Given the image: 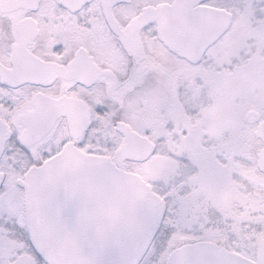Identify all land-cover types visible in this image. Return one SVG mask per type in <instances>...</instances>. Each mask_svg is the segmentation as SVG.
I'll return each mask as SVG.
<instances>
[{"label": "rangeland", "instance_id": "rangeland-1", "mask_svg": "<svg viewBox=\"0 0 264 264\" xmlns=\"http://www.w3.org/2000/svg\"><path fill=\"white\" fill-rule=\"evenodd\" d=\"M140 7L173 0H138ZM233 14L230 29L205 53L189 63L169 53L156 36L154 24L143 29L148 49L161 61L159 86L143 94L139 68L125 90L103 108H92V125L79 140L93 157L118 161L123 143L119 124L125 122L156 144L143 161L127 160V170L139 174L166 204L163 222L139 264H165L177 246L211 240L254 258L264 238V173L257 167L263 142L257 123L246 120L257 110L264 119V0H208ZM137 13L132 7L123 24ZM93 31L107 44L100 22ZM112 56L121 60L114 39ZM21 92H18L20 95ZM25 107L15 112L18 115ZM22 128L15 122L13 140L0 162V264H45L26 233L24 192L18 181L68 140L65 120L33 147H24Z\"/></svg>", "mask_w": 264, "mask_h": 264}, {"label": "water", "instance_id": "water-1", "mask_svg": "<svg viewBox=\"0 0 264 264\" xmlns=\"http://www.w3.org/2000/svg\"><path fill=\"white\" fill-rule=\"evenodd\" d=\"M15 1L13 9L21 6ZM58 1L74 9L87 0ZM118 1L121 0H104V14L131 54L136 48L143 51L138 30L155 22L158 38L169 50L198 63L232 22L230 12L206 5L203 3L206 0H174L145 7L127 32L113 16L112 6ZM30 40L20 32L18 46L23 51L17 56L25 57L13 60V86L27 82L49 84L58 73L84 81L85 73L90 72L89 85L102 74L82 48L77 54L82 73L65 75L62 66L26 51ZM74 65L72 62L70 67L74 69ZM62 116L68 118L73 140L91 125L89 107L83 100L36 94L34 109L18 117L23 126L21 143L33 146L41 141ZM260 118L255 110L246 114V120L251 122ZM119 130L124 143L119 148L118 163L110 156L92 158L71 141L61 154L33 166L19 181L24 189L25 220L31 243L47 264H138L149 239L157 232L165 203L150 192L139 174L124 168L125 160H143L155 151L156 145L124 122ZM10 135L11 129L0 120V157ZM256 135L264 141V120L258 124ZM257 165L264 172V147ZM166 264H264V238L255 259L220 247L216 242L198 240L174 248Z\"/></svg>", "mask_w": 264, "mask_h": 264}, {"label": "flooded vegetation", "instance_id": "flooded-vegetation-1", "mask_svg": "<svg viewBox=\"0 0 264 264\" xmlns=\"http://www.w3.org/2000/svg\"><path fill=\"white\" fill-rule=\"evenodd\" d=\"M207 1L204 3L215 6ZM17 2L21 3V6L13 9V0H0V120L11 128V137L7 142L0 162L6 154L8 145L13 140L15 122L22 128L18 121L19 114L34 108V97L38 93L53 97L69 96L82 99L92 112L94 106L104 108L113 96L119 94L129 95L131 91L125 90V88L138 68L140 73L137 86L140 93L143 94L142 103L145 102L146 90L162 84L157 67L161 66L162 63L167 65V63L161 61L155 50L152 51L145 45L142 33L147 26L140 31L143 40V51L139 52V49L136 48L135 52L131 54L124 48L118 36L109 27L104 14V0H87L82 6L74 7V9L63 5L58 0H16L15 4ZM132 7L137 10V13L126 24H123L121 17L129 13ZM144 7H140L138 0H121L112 6V12L120 26L128 32L133 19L142 12ZM99 22L105 32L104 34L110 36L109 39L106 35L108 38L106 39L107 44L98 40L93 33L96 30L95 25ZM36 30L37 32H35ZM20 32L24 38H31L26 51L45 62L62 66L65 75L82 73V66L77 64V54L82 48L87 50L88 55L92 57L97 69L102 74L97 76L89 85L87 81H90L89 79L92 77L90 72L85 73L84 81H80L76 77H64L58 73L49 84L28 82L13 86V60L19 61V58L25 57L17 56L20 50L23 51L18 46ZM113 38L119 43L121 60H116L117 57L112 56L110 53V48H113L114 44ZM160 43L169 53L177 56L161 41ZM179 58L187 61L184 58ZM72 62L75 63L74 69L70 67ZM3 79H6V81ZM18 92H21L20 95ZM23 107L25 108L15 116V112ZM61 119L65 120L68 140L51 157L60 154L65 145L72 140L67 118L62 117ZM80 139L76 141L78 148H81L79 145ZM0 176L3 183L4 178L1 173Z\"/></svg>", "mask_w": 264, "mask_h": 264}]
</instances>
